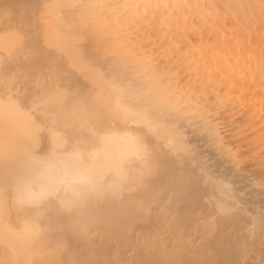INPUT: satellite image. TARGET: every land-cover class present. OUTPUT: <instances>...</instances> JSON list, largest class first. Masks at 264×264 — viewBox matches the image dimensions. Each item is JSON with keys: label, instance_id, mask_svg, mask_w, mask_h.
<instances>
[{"label": "bare ground", "instance_id": "6f19581e", "mask_svg": "<svg viewBox=\"0 0 264 264\" xmlns=\"http://www.w3.org/2000/svg\"><path fill=\"white\" fill-rule=\"evenodd\" d=\"M60 3L120 7H45ZM0 72L15 81L10 92L0 88V137L18 142L14 166L29 131L37 133L35 154L52 159L53 175L65 165L90 168L110 184L120 178L118 160L135 174L136 152L145 146L163 162L137 192L151 204L149 215L93 201L85 215L99 225L118 217L123 227H101L87 242L62 218L63 259L233 264L229 248H243L250 225L264 219V187L255 181L264 178V0H0ZM185 92L197 95L198 107L186 105ZM181 107L186 111L175 110ZM199 110L211 113L208 127L193 116ZM53 132L67 144L54 142ZM80 138L81 157L66 160ZM184 146L190 154H173ZM182 178L188 182L181 190ZM8 199L16 229L48 207Z\"/></svg>", "mask_w": 264, "mask_h": 264}, {"label": "snow or ice", "instance_id": "6c2138e0", "mask_svg": "<svg viewBox=\"0 0 264 264\" xmlns=\"http://www.w3.org/2000/svg\"><path fill=\"white\" fill-rule=\"evenodd\" d=\"M45 7L57 8H108L120 7L119 5L104 4H46ZM27 46L26 38L22 36L19 42V48L25 49ZM29 51L36 52L34 46L28 47ZM54 78V77H53ZM15 81L0 72V88L10 92ZM39 86V81L37 82ZM176 94H179L178 92ZM188 107L199 105L198 97L195 93L185 92L182 94ZM163 110H173L171 105L164 107L158 105ZM181 113L186 109L181 107L175 109ZM193 116L200 120L203 126L208 127L212 119L211 113L199 110L193 113ZM90 136L97 134L95 127L89 126ZM54 142L58 144H67V139H61L56 133H52ZM29 143L23 148L22 155L19 156V167L14 166V160L17 156L18 142L11 136L0 137V231L6 232L10 237L19 240H41L40 247L34 248H16L10 247L6 257V264H36L33 259L36 256L45 257L39 264H56L55 257L63 255L68 251V246L63 238L64 225L59 221L63 218L70 224L76 233H86L93 226L99 223V218L95 215H85L87 209L93 201L99 202L105 194L113 196L118 195L124 189L137 191L144 186L147 177L154 174L162 166L163 162L155 158L147 146L140 148L136 156L141 162V166L135 174L129 177L125 170L127 160H118L115 162V168L119 179L110 184H104L99 178V174L90 168H81L73 172L65 165L63 171L58 175H53V164L50 157H40L35 154V144L37 142V133L29 131ZM42 136V133H41ZM83 138L77 139L73 145V151L68 153L66 160H77L81 157L79 145ZM191 147L184 146L179 149L173 148V154L180 157L191 153ZM234 163H238L234 160ZM203 172V169L201 170ZM33 175H39L43 179L37 184L32 179ZM188 181L181 179L178 183L182 190ZM222 188L230 189V185L223 181H216ZM261 187H264V180L261 181ZM14 194L15 201L19 204H30L35 208L47 204L48 207L38 210L33 220L26 221L22 230H17L12 226L9 220V195ZM137 207L142 211H149L151 204L145 201H137ZM221 211H225L221 207ZM55 213V217L49 213ZM261 226L264 227V219L261 220ZM256 228L253 222L249 231L254 232ZM69 264H80L79 261L72 260Z\"/></svg>", "mask_w": 264, "mask_h": 264}, {"label": "clouds", "instance_id": "9594fccd", "mask_svg": "<svg viewBox=\"0 0 264 264\" xmlns=\"http://www.w3.org/2000/svg\"><path fill=\"white\" fill-rule=\"evenodd\" d=\"M137 191H129L127 188L124 189L121 193L118 195H111V194H105L102 198V202L111 203L116 206H126L132 210H134L136 213L147 216L152 212V207L149 211L142 212L137 207ZM207 214H211L213 212V209L211 207L207 208L206 210ZM37 212L33 215V220L36 217ZM213 220L216 218L213 217ZM26 222V221H25ZM218 221L213 225V231H215L217 227ZM24 224L19 230L23 229ZM67 227L71 228V224L69 223ZM103 227L106 230H119L123 227L120 219L118 217H114L108 222H106L103 225H95L93 226L87 233H76L77 236L81 237L84 242H87L92 238V235L98 234V229ZM41 246V240L39 239H31V240H19L14 239L10 237L6 232L0 231V264H6V257L8 254V249L10 247H16V248H34V247H40ZM36 261V264H39V262L45 257L42 256H36L33 258ZM56 264H69L70 261L62 259L61 256L55 257ZM14 264H19V261L14 262Z\"/></svg>", "mask_w": 264, "mask_h": 264}, {"label": "rangeland", "instance_id": "374dc122", "mask_svg": "<svg viewBox=\"0 0 264 264\" xmlns=\"http://www.w3.org/2000/svg\"><path fill=\"white\" fill-rule=\"evenodd\" d=\"M263 160H261L262 162H263V164H264V158H262ZM260 164H261V162H260ZM255 179H257V180H255V181H257V182H259V183H261V181L262 180H264V178L263 177H258V178H255ZM264 199V198H263ZM259 202L260 203H258L259 205H262L263 207H264V201L262 200V198H261V200H259ZM254 214V213H253ZM261 214V213H260ZM256 225V228H255V233L254 232H250L249 230H247V232L249 231L250 233H251V237L250 238H248L247 240H246V242L245 243H243L242 245H243V248H241V247H239V246H237V245H232V246H234L233 247V249H231V248H229V251L231 252V253H235L234 255H231V253H230V255H229V253H228V255L231 257L230 259H233V257H235L236 259H234V260H231L232 262H234L233 264H264V241H256L257 239L256 238H258V237H260V235H263L264 236V227H261V223L260 222H258V224H255ZM262 228V229H261ZM262 231V232H261ZM263 233V234H262ZM249 235V234H248ZM253 236H255V238L253 237ZM252 238H253V240H252ZM252 240V241H251ZM259 242V243H258ZM261 243V244H260ZM263 243V244H262ZM260 244V245H259ZM235 246H237V247H235ZM244 246H247L246 248H248L247 250L248 251H245V253L243 252L245 249H244ZM96 247V246H95ZM95 247L93 246V248H92V250H93V252L95 251H98V254L96 253V256L97 255H101V253L99 252V250H95ZM98 247V246H97ZM140 247V246H139ZM139 247H137V248H139ZM235 248V249H234ZM70 249V248H69ZM98 249H102V254H104V251H103V249L104 248H102V247H98ZM237 249V250H236ZM260 249H262V250H260ZM89 250H91L90 248H89ZM89 250L87 251V252H89ZM231 250H233V251H231ZM234 250H236V252H237V256H235L236 255V252L234 251ZM243 250V251H242ZM71 252H72V250H70ZM90 252H92V251H90ZM89 252V253H90ZM242 252V253H241ZM247 252V253H246ZM76 253V252H75ZM244 253V254H243ZM71 254V253H70ZM73 255L75 256V254H74V252H73ZM90 255V254H89ZM93 255V254H92ZM94 255H95V253H94ZM104 255H106V254H104ZM104 255L102 256V257H104ZM246 255V256H245ZM77 256H80V252H79V255L76 253V256L75 257H73V258H76ZM62 258V257H61ZM66 258V257H65ZM64 258V259H65ZM68 259H71L72 258V254L69 256V257H67ZM81 258H83L82 256H80V260H81ZM92 258H94V256L92 257ZM260 258V259H259ZM63 259V258H62ZM78 259H79V257H78ZM78 259L76 258V261H78ZM240 259V260H239ZM67 260V259H66ZM71 260H73V259H71ZM252 260V261H251ZM83 261V260H82ZM262 261V262H261ZM117 262H119V261H115L114 260V262H111V264H113V263H115V264H125V263H123V262H119V263H117ZM236 262V263H235ZM258 262V263H257ZM82 263V262H81ZM80 263V264H81ZM224 264H226V261H225V263Z\"/></svg>", "mask_w": 264, "mask_h": 264}]
</instances>
